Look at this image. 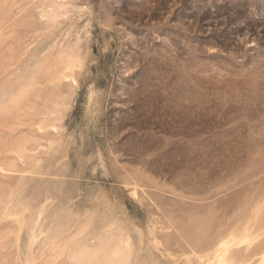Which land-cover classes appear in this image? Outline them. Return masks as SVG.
Here are the masks:
<instances>
[{
    "label": "rangeland",
    "instance_id": "obj_1",
    "mask_svg": "<svg viewBox=\"0 0 264 264\" xmlns=\"http://www.w3.org/2000/svg\"><path fill=\"white\" fill-rule=\"evenodd\" d=\"M0 264H264V0H0Z\"/></svg>",
    "mask_w": 264,
    "mask_h": 264
}]
</instances>
